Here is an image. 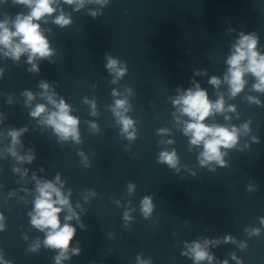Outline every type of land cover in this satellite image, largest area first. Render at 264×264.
Here are the masks:
<instances>
[{
	"label": "clouds",
	"instance_id": "9594fccd",
	"mask_svg": "<svg viewBox=\"0 0 264 264\" xmlns=\"http://www.w3.org/2000/svg\"><path fill=\"white\" fill-rule=\"evenodd\" d=\"M56 0H14V3L24 5L29 9L27 15L18 13L14 20L10 21L5 19L0 21V46L8 49L5 55L11 56L14 60H19L23 53H28V63L32 64L30 71H39V66L34 64L33 61L39 58H48L53 55V49L50 47L46 36L41 31V26L38 21L46 16H51L55 13L56 8L53 6ZM65 4L75 5L74 10L79 11L84 6L86 0H63ZM98 3H103V0H97ZM97 13L92 12V16H96ZM54 23L63 27H66L72 23L69 16H66L63 11L59 16H56ZM11 24V27L9 26ZM258 37L255 33L244 34L240 33L239 39L236 44L233 45L234 51L228 57L226 63L229 66L227 73L223 77V82H226L229 86V90L232 97L241 93L247 80L246 75L251 74L256 78V83L253 88L257 92L264 93V54H261L258 49ZM107 63L105 67L110 73L114 72L118 77H122L126 68L118 67V60L111 55L106 54ZM2 71V70H0ZM115 82V81H113ZM219 77L213 76L210 78L209 83L215 87H219L221 84ZM40 87L45 90L44 95H47L49 103L54 105L55 111H51L47 114L42 123L51 126L55 133L62 139L66 140L71 137L73 140L79 142V118L70 114L69 105L66 104L64 99H60L59 103L53 99L52 95L47 94L49 84L45 81L40 82ZM117 93L113 90V95ZM24 95L27 96L28 102L34 99L33 94L30 91H26ZM250 102H254L257 105H261V101L256 97H248ZM173 104L179 106V111L189 117L188 121L184 122L183 132L185 135L190 136V144L194 146H203V151L200 154L199 162L201 166H206L210 162H216L221 167L225 166L223 156L226 153L221 152V148L231 149L238 143L239 130L236 126H232L229 129L226 126L219 124H206L204 121L213 116L215 113L223 114L225 111L235 112V105H229L225 109V100L223 95L219 97L215 102L211 101L208 97L206 89L196 83L195 89H187L183 95H180L173 101ZM124 100H116L114 114L119 117V123L122 124V131L128 133L129 139H134L135 135L128 130L133 126V121L130 118H126L117 109L124 108ZM95 108V104H92ZM127 111V109H124ZM46 112V106L38 104L30 112V116L33 118H39L42 113ZM95 114V113H93ZM225 119L230 117L225 116ZM96 127V125H93ZM242 129L248 131V123L242 125ZM27 131V128H12L9 130L8 135L11 137V147L8 148V152L13 157H16L18 161L29 163L34 159L33 155L19 156L15 150V146L20 143V136ZM161 132H166V129H161ZM172 143V141H169ZM159 163L167 164L170 168H176L178 164V158L175 150L171 153L162 152L159 157ZM16 172H20L19 168L14 169ZM27 170H25V175ZM35 179V174L33 175ZM56 180L59 181V175ZM62 187V185H61ZM132 190V185H129V191ZM36 191L38 195L34 200L33 212H30L31 224L40 231H45L44 245L45 247L58 249L59 254L55 257L56 264H61L62 260L70 259L67 255L72 240L76 236V228L69 224L64 223L61 226L60 214L66 209L68 215L64 217L65 221H70L73 217L79 220L78 214L72 208L68 196H65L61 189L56 187L51 181L37 180ZM71 191L69 190V196ZM55 197V199L53 198ZM142 212L147 218L153 210V204L151 197L145 196L142 200ZM125 218L129 219L127 213ZM3 214L0 213V221H3ZM3 224L0 223V231L3 230ZM256 234H259V229L255 230ZM224 242H234L233 237L230 235L224 237ZM208 241H205L207 245ZM39 247V241L33 246L32 251H35ZM245 247V245H241ZM189 252L195 264H200L201 261L208 260L209 264L214 259L213 255H210L206 248H203L199 242H194L189 246ZM72 253L74 255L80 254L79 248H73ZM188 253H182L187 255ZM232 259L236 260L235 254L232 255ZM5 264H11V262H5ZM222 264H228V260L225 259ZM237 264H243L242 260H238Z\"/></svg>",
	"mask_w": 264,
	"mask_h": 264
}]
</instances>
